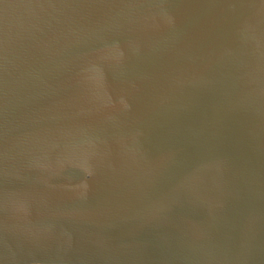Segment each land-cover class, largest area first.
<instances>
[{
  "label": "water",
  "instance_id": "1",
  "mask_svg": "<svg viewBox=\"0 0 264 264\" xmlns=\"http://www.w3.org/2000/svg\"><path fill=\"white\" fill-rule=\"evenodd\" d=\"M0 264H264V0H0Z\"/></svg>",
  "mask_w": 264,
  "mask_h": 264
}]
</instances>
